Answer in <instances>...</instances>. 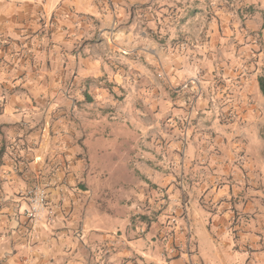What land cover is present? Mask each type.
I'll use <instances>...</instances> for the list:
<instances>
[{"label":"clouds","instance_id":"clouds-1","mask_svg":"<svg viewBox=\"0 0 264 264\" xmlns=\"http://www.w3.org/2000/svg\"><path fill=\"white\" fill-rule=\"evenodd\" d=\"M112 2L88 0L87 7L98 15L83 17L78 0H0L5 15L24 11L34 32L47 30L41 27L42 19L54 28L57 43L52 52L59 53L64 36L76 42L83 36L88 50L87 59L79 64L67 60L66 76L59 68L46 71L39 60L37 71L32 73L33 65H20L19 57L50 41L37 39L32 49L17 47L14 41L23 37L26 28L10 20L0 21L4 25L0 28V55L4 42L13 38L8 55L0 60V105L7 102V110L0 116V147H7L8 164L3 170L8 184L0 189V203L9 201L12 209V219L0 224V264H20V256H28V264H112L116 256L131 255L123 251L127 240L116 235L117 229L125 226L135 241L133 247L150 254L146 260L170 259L177 254L171 233L177 225L162 229L152 225L149 235L146 230L151 220L165 207L166 217L171 218L174 212L179 215L199 199L204 180L212 184L221 179L210 172L191 170L186 177V164L177 159L176 152L184 148L189 128L193 132L204 128L208 117L198 114L224 86L219 73L226 72L235 81L236 74L250 71L252 53L264 51V0H151L174 9L163 19V11L156 13L151 7L143 10L149 0H115V7H110ZM29 3L32 7L25 10ZM52 15L55 23H49ZM213 16L221 26L229 22L235 38L223 45L216 43V23L209 21ZM81 20L91 22L82 29ZM15 28L21 29L20 37ZM89 36L94 38L89 40ZM238 41L241 43L235 50L231 45ZM64 47L70 50V46ZM10 65L16 67L10 69ZM88 65L97 76L100 69L108 74L107 79L91 81V101L87 98L86 73L73 76L75 68ZM22 70L32 73V78L26 79L25 94L19 96L18 103L16 95L10 93L14 83H21L16 77ZM112 84L125 95L106 91ZM239 84L241 81L228 85V107L233 114L239 112V126L232 130L242 142L239 148L245 151L242 157L233 153V158L246 169L247 176L237 173L235 187L246 196H251L246 185L259 188V196L253 199L261 203L248 207L241 203V220L232 227L229 219L228 230L218 233L215 243L209 242L206 249L190 251L189 246L196 243L191 239L194 229L185 227L188 238L180 244L189 255L175 264H202V254L203 264H221V257L223 264H264V101L257 102L255 97L248 100ZM222 97L220 93L210 106L213 112L224 106ZM194 119L196 125H192ZM165 120L168 127L162 130ZM3 122L10 127H4ZM172 128L176 131L171 132ZM162 135L164 143L160 142ZM203 142L192 141L195 148L187 149L189 162L193 152L198 161L202 158ZM145 148L163 156L153 167L159 165L171 172L168 180L155 187V172L145 174ZM196 179L202 182L197 185ZM169 181L173 187L166 192ZM76 184H82L87 193ZM182 193L187 200L184 206H180ZM73 202L75 213L71 210ZM84 204L87 207H82ZM105 213L123 219L109 221L104 215L102 221L101 214ZM246 213L248 219H244ZM218 215L232 218V211ZM104 221L108 226L101 236L94 229ZM206 222L207 215L202 214L201 227ZM59 225L64 230L53 239V229ZM157 232L160 236L153 240ZM205 238L201 233L200 239ZM14 247H18L16 255ZM113 252L116 256L111 255ZM37 254L51 259L40 261Z\"/></svg>","mask_w":264,"mask_h":264},{"label":"crops","instance_id":"crops-1","mask_svg":"<svg viewBox=\"0 0 264 264\" xmlns=\"http://www.w3.org/2000/svg\"><path fill=\"white\" fill-rule=\"evenodd\" d=\"M78 3L81 5V11L79 13L80 16L83 17H95L98 13H93L87 7L88 0H78ZM32 7V4L29 3L26 5L25 10H28ZM110 7H115V0L110 4ZM149 7L153 8L156 13H161L163 11V15H161L160 19H163L164 16H167L169 12L174 11V9L169 4H164L163 7L159 3L153 4L151 0H149L148 4L143 6V10H147ZM176 7H180L177 5ZM141 9H137V12H140ZM35 19V17H32ZM11 21L18 24H23L26 28V32L23 37H20L21 29L15 28L13 31L16 33L19 39H15L14 43L17 47H21L23 45L27 46V49L33 48V43L37 39H48L50 42L47 45L40 44L36 47L35 51H27V55H22L19 57V64L25 65L30 64L33 65L32 73L37 71L36 64L37 60L40 62V66H42L46 71H52L54 68H59L64 75H67V70L69 68V64L67 63L68 59H71L74 64H79L81 61L87 59L86 49L87 40L81 36V41L76 42L73 41L68 36H64L60 41V50L59 53H54L51 51L53 47L56 46L57 41L53 39L56 35L54 28H49L46 22L42 19L40 21L42 29H47L46 31L37 30L33 31L31 27L28 26V23L25 19V12L16 10L10 11L7 15H5L3 11V5H0V21ZM209 21H215L216 28L215 33L218 36V40L216 43L223 45L229 39L235 38V33H233V28L230 26L229 22H226L224 26H221L220 22L216 17H210ZM91 21L81 20L79 27L85 29L87 24ZM150 23L152 21H149ZM49 23H55V15L49 17ZM4 25L0 24V28H3ZM228 33L229 35H225ZM93 36H89L88 39H93ZM12 37H8L3 44V55H0V60L4 59L9 52L10 41H12ZM209 40L212 37L208 38ZM207 42V41H206ZM241 42L238 41L237 44H232L231 47L235 50H238V44ZM64 45L70 46V50L66 49ZM215 46V45H214ZM79 51V55L77 52ZM63 56L64 60H61L60 57ZM252 61L250 64V71L244 72L240 74H236L235 81L228 76V73L221 72L219 73V78L223 82V87L220 88V93H223L222 104L224 105L222 108H217L215 112L211 110V105L214 104L217 100V97L220 93H217L216 96H213L211 100L208 101L209 107H206L203 113H199V116H207L208 119L204 121V128L197 129L193 132L192 128L188 129L187 141L184 148L180 151L176 152L177 159H180L182 163H185L186 166L183 168V174L187 177L189 175V170L192 172H210L211 176H219L221 179L217 180L215 183L209 184L207 180L203 181L204 187L200 190L201 194L198 200L194 201L188 207H184V210L177 215L175 212L172 213V217H166L165 213L168 211L167 207L161 210L157 217L151 220L148 229L146 230L149 235H151V227L152 225H156L158 228H163L165 225H170L175 223L176 228L171 229V233L174 239V245L177 248V254L167 260L161 261L159 259H151L146 260L150 254L143 248H140L139 251L134 248L135 241L127 235L128 229L125 226L123 229H117L116 235L124 237L127 240L126 248L123 251H127L131 253L130 256H116V253L113 252L111 255L116 256V259L112 261V264H175L177 260L181 257H187L189 255V251H184L180 241L187 239V235L183 231L185 227L193 228L194 231L192 233L191 239L196 241L195 244L190 245V251H196L198 249H206L208 247L209 242L215 243L217 239V234H223L224 231L228 230L229 227V219H232V227L235 226L237 222L241 220L240 208L241 203L245 207L249 205H255L257 203H261L258 199H253V197H258L260 194L259 188H248V192L251 193V196H246L243 191L237 192L235 187V177L237 173H240L243 176H247V171L244 167L241 166L236 159L233 158V153L237 154V157H242L244 155L245 149H240L239 146L242 143L238 137L233 135V126H239L237 121V116L239 112L237 111L233 114V109L228 107V104L231 102V98L228 95L229 84H233L236 81H241V84L238 86L241 87L244 92L245 97L248 100H251L255 97L257 102L264 101V93L262 92L260 86V77H264V51H254L252 53ZM16 65H10L11 68H15ZM83 71L86 73L84 76V80L87 82V98L89 101L92 99V88L91 81L96 79H107V73L100 69L101 75L97 76L94 74L91 65H88L84 68H75L73 71V76H77L80 72ZM32 73L27 70H22L17 74L16 79L21 81V83H14V92L10 93V95H16L17 102L19 103V96L25 94L24 83L26 79L32 78ZM44 79H48V76H44ZM219 88V84H217ZM109 92H116L118 96L123 97L125 93L122 89L116 88L114 84L110 86V88L105 89ZM176 93L173 94V99H176ZM31 99V98H30ZM200 97L196 98V102H199ZM34 103V101H33ZM175 107V105H173ZM237 109L240 108V105L237 104L235 106ZM7 110V102L4 105H0V116H3L4 112ZM171 116H168L167 119H171ZM164 118H162L163 120ZM187 124V122H185ZM197 120H192V125H196ZM4 127H10L8 122H3ZM168 127L166 120L161 124V129ZM171 132H175L176 128L170 129ZM168 133H164L167 135ZM164 135L160 137V142L164 143ZM206 138V140L204 139ZM193 140H204L200 146L201 159L198 161L196 153L193 152L191 156L190 162L187 157V149L195 148V145L192 143ZM149 143H151V138H149ZM159 147V145L157 146ZM145 155L143 159L147 162L145 166V174L150 175L152 172H155V176L153 180L156 182L153 186L160 185L163 181L168 180L171 176V172L163 171L162 167L157 165L153 167V163L157 160H162L163 156L159 155L155 151H150L147 148L143 149ZM206 154V158H205ZM7 155V147H0V189H3L6 184H8V177L3 175V170L8 167L6 163L5 157ZM203 165V167H201ZM17 175H22L20 172H17ZM191 183V181H189ZM202 181L200 179H196L195 183L199 185ZM75 183V182H74ZM76 187L81 191L87 193V189L83 187L82 184H76ZM173 187L172 182L169 181L165 186L166 192H169ZM179 191V189H177ZM226 192V194H224ZM209 193H212L210 196ZM169 204H171L172 197L167 196ZM190 199V197H189ZM215 202V206H212V202ZM187 204V200L185 199V195L182 193L180 198V206H184ZM82 207H87V204L82 205ZM8 208L9 211L5 213L3 210ZM72 212L75 213V202L72 203ZM232 211V218L225 217L223 215H218V212H227ZM11 211L12 209L9 207V201H4L0 203V224L3 223L5 219L11 220ZM202 214L207 215V222L203 224L201 227V216ZM107 215L109 217V221L114 220H122L123 217H112L111 213L101 214V220L103 221V216ZM248 214L246 213L244 219H248ZM143 219H147V217H143ZM252 219H255V215H253ZM27 223V222H26ZM19 226V225H18ZM108 226V221H104L100 223V226L94 231L103 236L106 232V228ZM45 227H47L45 225ZM213 229L216 231L214 232ZM63 225L57 226L56 229H53V239H55L56 234L59 232L62 234ZM134 231V229H131ZM201 233L206 234L205 239H200ZM11 235V233H9ZM160 236V233L157 232L155 236H152V239L155 240ZM71 238V237H69ZM139 239V237H138ZM13 243H15L13 241ZM238 251V250H237ZM18 252V247L13 248V255H16ZM39 255L40 261H44L45 259H51L44 257L42 254ZM202 264L204 261V255L202 254L200 257ZM221 259V264H223V257ZM20 264H28V256H20ZM236 264V262H233ZM247 264V262H245Z\"/></svg>","mask_w":264,"mask_h":264},{"label":"trees","instance_id":"trees-1","mask_svg":"<svg viewBox=\"0 0 264 264\" xmlns=\"http://www.w3.org/2000/svg\"><path fill=\"white\" fill-rule=\"evenodd\" d=\"M259 81H260V86H261L262 92L264 93V77H260Z\"/></svg>","mask_w":264,"mask_h":264},{"label":"built area","instance_id":"built-area-1","mask_svg":"<svg viewBox=\"0 0 264 264\" xmlns=\"http://www.w3.org/2000/svg\"><path fill=\"white\" fill-rule=\"evenodd\" d=\"M31 218H29V220H30Z\"/></svg>","mask_w":264,"mask_h":264}]
</instances>
